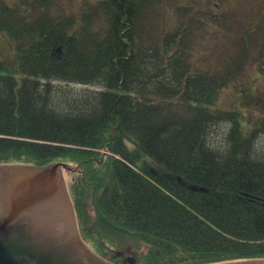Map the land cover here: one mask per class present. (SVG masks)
I'll list each match as a JSON object with an SVG mask.
<instances>
[{
    "label": "trees",
    "instance_id": "trees-1",
    "mask_svg": "<svg viewBox=\"0 0 264 264\" xmlns=\"http://www.w3.org/2000/svg\"><path fill=\"white\" fill-rule=\"evenodd\" d=\"M54 1H0L15 49L0 56V165L71 166L83 239L107 259L117 239L150 246L115 264L264 260V120L246 130L217 107L248 46L200 72L188 62L195 10L171 33L168 0H84L81 18L52 15Z\"/></svg>",
    "mask_w": 264,
    "mask_h": 264
},
{
    "label": "rangeland",
    "instance_id": "rangeland-1",
    "mask_svg": "<svg viewBox=\"0 0 264 264\" xmlns=\"http://www.w3.org/2000/svg\"><path fill=\"white\" fill-rule=\"evenodd\" d=\"M0 1L11 7H17L23 2ZM84 3V0H55L51 6V14L57 17L72 15L81 18L86 12ZM168 4L161 24L165 31L176 32V28L182 25L179 17H190L194 10L198 15L196 29L193 30V25L189 28L190 42L187 48L191 68L207 73L223 71L244 51L245 44L248 46L247 62L240 76L221 91L217 107L223 111L242 113L244 127L246 130L252 129L253 125L264 120V53L261 51L264 0H168ZM177 7L183 11L182 15L178 10H173ZM202 21L203 24L200 25ZM0 56L7 61H13L15 57L13 43L1 33ZM57 85L74 91L92 90L85 86L64 83ZM258 143L261 152H264V136L259 138ZM65 178L70 192L72 173L65 172ZM108 247L112 249L108 253V259L116 253L125 259H138L150 246L136 238H128L117 239L115 244L110 243Z\"/></svg>",
    "mask_w": 264,
    "mask_h": 264
},
{
    "label": "water",
    "instance_id": "water-1",
    "mask_svg": "<svg viewBox=\"0 0 264 264\" xmlns=\"http://www.w3.org/2000/svg\"><path fill=\"white\" fill-rule=\"evenodd\" d=\"M73 171L65 163L0 165V264H115L81 236L65 178Z\"/></svg>",
    "mask_w": 264,
    "mask_h": 264
}]
</instances>
